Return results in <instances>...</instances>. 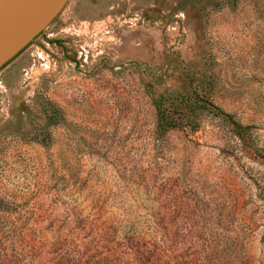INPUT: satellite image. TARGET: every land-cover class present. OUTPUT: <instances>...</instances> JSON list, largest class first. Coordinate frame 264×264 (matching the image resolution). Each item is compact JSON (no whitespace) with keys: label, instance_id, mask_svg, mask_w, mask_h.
<instances>
[{"label":"rangeland","instance_id":"obj_1","mask_svg":"<svg viewBox=\"0 0 264 264\" xmlns=\"http://www.w3.org/2000/svg\"><path fill=\"white\" fill-rule=\"evenodd\" d=\"M0 264H264V0H67L0 68Z\"/></svg>","mask_w":264,"mask_h":264},{"label":"water","instance_id":"obj_2","mask_svg":"<svg viewBox=\"0 0 264 264\" xmlns=\"http://www.w3.org/2000/svg\"><path fill=\"white\" fill-rule=\"evenodd\" d=\"M67 0H0V68L63 9Z\"/></svg>","mask_w":264,"mask_h":264},{"label":"trees","instance_id":"obj_3","mask_svg":"<svg viewBox=\"0 0 264 264\" xmlns=\"http://www.w3.org/2000/svg\"><path fill=\"white\" fill-rule=\"evenodd\" d=\"M160 113H161V117H163V119H165V121L167 122V117H171V115L166 111V109L164 108H159Z\"/></svg>","mask_w":264,"mask_h":264}]
</instances>
